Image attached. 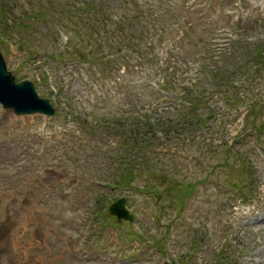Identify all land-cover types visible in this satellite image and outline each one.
Returning a JSON list of instances; mask_svg holds the SVG:
<instances>
[{"label": "rangeland", "instance_id": "obj_1", "mask_svg": "<svg viewBox=\"0 0 264 264\" xmlns=\"http://www.w3.org/2000/svg\"><path fill=\"white\" fill-rule=\"evenodd\" d=\"M0 10L22 30L0 24L8 69L56 108L16 116L0 105V264H264V109L247 111L264 105V0ZM38 10L50 13L33 27ZM127 169L132 188L101 187ZM123 197L134 227L102 211Z\"/></svg>", "mask_w": 264, "mask_h": 264}, {"label": "water", "instance_id": "obj_2", "mask_svg": "<svg viewBox=\"0 0 264 264\" xmlns=\"http://www.w3.org/2000/svg\"><path fill=\"white\" fill-rule=\"evenodd\" d=\"M0 103L6 107L14 108L17 115L34 114L38 112L52 114L54 109L48 100L37 94L30 81L16 82L15 76L7 70L6 61L0 51ZM111 213L119 218H129V212L123 202H118L110 208Z\"/></svg>", "mask_w": 264, "mask_h": 264}, {"label": "trees", "instance_id": "obj_3", "mask_svg": "<svg viewBox=\"0 0 264 264\" xmlns=\"http://www.w3.org/2000/svg\"><path fill=\"white\" fill-rule=\"evenodd\" d=\"M102 7H103V5H101ZM88 8H90L89 6H87ZM95 9H96V11H95V13L97 12V10H98V8L97 7H94ZM82 10H83V8H82ZM0 13H3L1 10H0ZM50 13V11H45L44 12V10H38V11H36L35 12V14L33 15V18H28L27 19V23L28 24H30V25H32L33 27L35 26L34 25V20H45V16H47L48 14ZM1 17V16H0ZM135 17H138L137 15L135 16ZM97 18H99V17H97ZM51 20H53V19H51ZM118 22L116 23V27H120L121 26V22H122V18L120 17V19L119 20H117ZM5 22V21H4ZM7 23V22H6ZM5 23V24H6ZM27 23H26V21H23V20H21L20 22H19V26L21 27V28H27ZM8 24V23H7ZM12 25H9L8 24V27H4V29H3V31L4 32H8L9 31V27H11ZM115 31V30H114ZM119 34H121V33H119ZM120 36H123V34L122 35H120ZM96 39H97V37H96ZM118 42H120L119 44L121 45H124L126 42L123 40V41H121V40H119ZM137 52L140 54V52H141V47L140 46H138L137 47ZM118 51H120V49L118 48ZM124 51H126V50H124ZM136 52V53H137ZM215 73L212 75L213 77H215ZM221 82H223V83H226L227 85H228V83H231V81H232V79H227V80H220ZM165 86L166 87H168V84H165ZM220 86V85H219ZM235 89H236V86L234 87ZM192 91V90H191ZM188 93L189 94H187V95H191V94H193V92H189L188 91ZM194 104V103H193ZM193 104H191L190 106H192ZM157 123H159V121L158 120H155ZM116 124H118V123H115V125ZM122 124V123H121ZM189 125H192V122H189V124H188V126ZM175 130H177V129H175ZM142 132V131H144V130H142V129H138V128H136V129H134L133 131H131V133L130 134H132L133 132ZM145 140V139H144ZM147 140V139H146ZM145 140V141H146ZM130 171H132V170H130V169H127V172H125V175H123V177L125 178V181H128L129 182V180H131V178L133 177L131 174H129V172ZM133 172V171H132ZM131 172V173H132Z\"/></svg>", "mask_w": 264, "mask_h": 264}, {"label": "bare ground", "instance_id": "obj_4", "mask_svg": "<svg viewBox=\"0 0 264 264\" xmlns=\"http://www.w3.org/2000/svg\"><path fill=\"white\" fill-rule=\"evenodd\" d=\"M52 174H53L54 176H55V175H56V176H59V175H58L56 172H54V171L51 172V175H52ZM48 178H49V177H48ZM56 178H57V177H56ZM6 210H7V209H5L4 213L2 214V217H0V222H2L3 218L6 217V215H7ZM0 211H1V210H0ZM259 216H260V215H259ZM258 219H260V218H258ZM1 232H3L2 229H1ZM7 233H8V232L5 230V235H7ZM0 260H2V258H1ZM14 262H15V261H14Z\"/></svg>", "mask_w": 264, "mask_h": 264}, {"label": "flooded vegetation", "instance_id": "obj_5", "mask_svg": "<svg viewBox=\"0 0 264 264\" xmlns=\"http://www.w3.org/2000/svg\"><path fill=\"white\" fill-rule=\"evenodd\" d=\"M100 199V198H99ZM96 202H97V200H96ZM99 205V204H98ZM103 208L104 209H107L108 208V206H107V204H104L103 205ZM116 219V218H115ZM117 223H124L123 221H119V220H117Z\"/></svg>", "mask_w": 264, "mask_h": 264}]
</instances>
